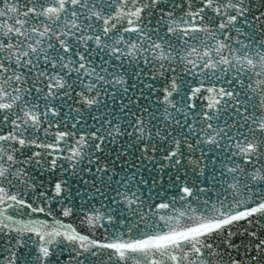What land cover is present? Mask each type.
<instances>
[{"label": "snow or ice", "instance_id": "snow-or-ice-1", "mask_svg": "<svg viewBox=\"0 0 264 264\" xmlns=\"http://www.w3.org/2000/svg\"><path fill=\"white\" fill-rule=\"evenodd\" d=\"M0 264H264V0H0Z\"/></svg>", "mask_w": 264, "mask_h": 264}]
</instances>
